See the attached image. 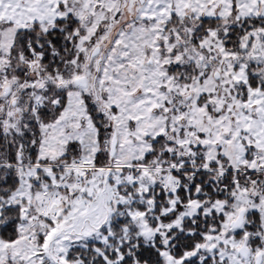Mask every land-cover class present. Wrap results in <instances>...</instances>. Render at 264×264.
<instances>
[{"label":"snow or ice","instance_id":"1","mask_svg":"<svg viewBox=\"0 0 264 264\" xmlns=\"http://www.w3.org/2000/svg\"><path fill=\"white\" fill-rule=\"evenodd\" d=\"M0 264H264V0H0Z\"/></svg>","mask_w":264,"mask_h":264}]
</instances>
